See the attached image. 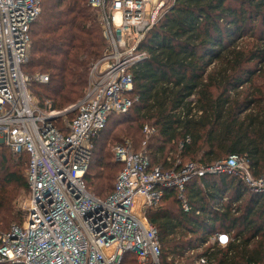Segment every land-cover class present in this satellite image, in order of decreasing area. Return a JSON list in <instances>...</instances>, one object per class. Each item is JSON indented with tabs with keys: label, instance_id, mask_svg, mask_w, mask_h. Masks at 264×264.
Returning <instances> with one entry per match:
<instances>
[{
	"label": "trees",
	"instance_id": "1",
	"mask_svg": "<svg viewBox=\"0 0 264 264\" xmlns=\"http://www.w3.org/2000/svg\"><path fill=\"white\" fill-rule=\"evenodd\" d=\"M107 48L99 12L88 0H42L22 68L31 78L49 77L30 85L39 106L61 112L81 101L91 66ZM141 48L147 59L133 71L131 110L113 116L92 139L88 191L101 200L114 193L123 164L112 149L126 140L165 171L237 155L264 179V0H171ZM68 116L72 121L76 114L56 123L62 131ZM146 127L154 133L147 136ZM28 163V155L0 147L1 232L24 223L14 211L29 192ZM185 198L189 211L178 190L167 189L147 212L162 264H194L201 257L206 264H264V195L225 174L192 180ZM219 233L230 236L225 247L211 241ZM132 257L126 259L136 264Z\"/></svg>",
	"mask_w": 264,
	"mask_h": 264
},
{
	"label": "built area",
	"instance_id": "2",
	"mask_svg": "<svg viewBox=\"0 0 264 264\" xmlns=\"http://www.w3.org/2000/svg\"><path fill=\"white\" fill-rule=\"evenodd\" d=\"M156 1L88 0L99 12L108 48L91 66L83 99L60 112L51 104L41 108L30 92L32 82L48 83L49 77L31 78L22 70L42 0H0V144L28 155L30 193L24 223L0 231V264H130L126 256L136 264H162L158 232L147 212L159 206L167 189L178 190L185 211L190 210L185 186L194 179L236 175L264 195V179L252 175L243 157L165 171L152 166L145 150H133L129 140L113 150L123 164L114 193L101 200L88 191L92 139L133 106V71L147 59L142 44L165 6ZM73 112L75 119L59 129L57 121ZM144 132L149 136L154 129ZM229 238L219 233L211 241L225 247ZM206 263L201 257L194 264Z\"/></svg>",
	"mask_w": 264,
	"mask_h": 264
},
{
	"label": "rangeland",
	"instance_id": "3",
	"mask_svg": "<svg viewBox=\"0 0 264 264\" xmlns=\"http://www.w3.org/2000/svg\"><path fill=\"white\" fill-rule=\"evenodd\" d=\"M157 2H164V5L166 4H169L171 2V0H157ZM165 8V6L163 7V9ZM31 49V47H30ZM67 121H70L71 118L68 116L66 118ZM148 139V137L146 138ZM143 145V144H142ZM0 147L2 148H6L4 145L0 144ZM8 149V148H6ZM9 150V149H8ZM133 150L136 151V149L133 147ZM113 151V149H112ZM187 164V163H186ZM184 164V165H186ZM183 165V166H184ZM29 197H30V193L27 192V193H22L19 198L15 201V211L14 213L17 215V216H22L24 217V220H25V216L27 214V205H28V201H29ZM23 224V223H22ZM13 225H21L18 221H14L8 228H11Z\"/></svg>",
	"mask_w": 264,
	"mask_h": 264
}]
</instances>
